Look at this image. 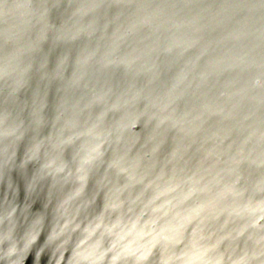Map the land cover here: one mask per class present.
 Listing matches in <instances>:
<instances>
[{"label":"clouds","instance_id":"9594fccd","mask_svg":"<svg viewBox=\"0 0 264 264\" xmlns=\"http://www.w3.org/2000/svg\"><path fill=\"white\" fill-rule=\"evenodd\" d=\"M224 5L164 82L100 73L59 31L75 0H0V264H264V0ZM218 50L235 104L190 106Z\"/></svg>","mask_w":264,"mask_h":264},{"label":"water","instance_id":"95a60500","mask_svg":"<svg viewBox=\"0 0 264 264\" xmlns=\"http://www.w3.org/2000/svg\"><path fill=\"white\" fill-rule=\"evenodd\" d=\"M74 19L65 21L60 28L64 39L76 37L82 40L85 49L101 53L98 63L100 73L114 75L117 80L122 74L114 66L109 72L103 68L107 59L115 65L136 59L139 65H149L151 75L163 80L175 79L184 75L185 70L193 66L199 50L186 52L194 43L193 37L204 35L205 43L212 34L214 22L223 15L224 0H75ZM201 27L197 33L195 29ZM174 51H169L173 49ZM220 50L210 55L203 67L211 72L215 87L193 89L196 95H190L189 105L195 106L196 97L205 101L211 111L222 112L226 107L234 106L235 101L221 97L220 91L228 92L233 78L231 72H225V65L218 63ZM184 59V64L179 61ZM183 69L175 71L176 69ZM175 71V76L170 75ZM224 79L215 83L221 74ZM209 112L208 128L227 131L224 118H212ZM15 177V173H13ZM23 193L21 192V198ZM43 242V236L39 243ZM34 252L27 264H32ZM48 253L41 257L40 264H47Z\"/></svg>","mask_w":264,"mask_h":264}]
</instances>
